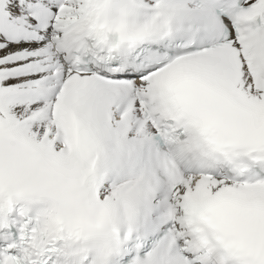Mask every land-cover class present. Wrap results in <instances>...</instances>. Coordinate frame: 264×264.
I'll return each mask as SVG.
<instances>
[{"label": "snow or ice", "instance_id": "6c2138e0", "mask_svg": "<svg viewBox=\"0 0 264 264\" xmlns=\"http://www.w3.org/2000/svg\"><path fill=\"white\" fill-rule=\"evenodd\" d=\"M0 264H264V0H0Z\"/></svg>", "mask_w": 264, "mask_h": 264}]
</instances>
